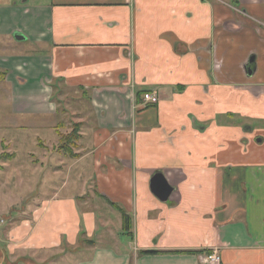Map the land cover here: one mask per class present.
<instances>
[{
	"label": "crops",
	"instance_id": "crops-1",
	"mask_svg": "<svg viewBox=\"0 0 264 264\" xmlns=\"http://www.w3.org/2000/svg\"><path fill=\"white\" fill-rule=\"evenodd\" d=\"M0 72L39 179L66 107L79 126L0 236L15 264H264V0H0Z\"/></svg>",
	"mask_w": 264,
	"mask_h": 264
},
{
	"label": "rangeland",
	"instance_id": "rangeland-1",
	"mask_svg": "<svg viewBox=\"0 0 264 264\" xmlns=\"http://www.w3.org/2000/svg\"><path fill=\"white\" fill-rule=\"evenodd\" d=\"M63 106L66 107L64 104ZM5 104L0 97V236L6 231L20 223L22 220L31 219L32 212L37 210V200L46 198L47 191L55 188L60 184V180L55 178L50 180L49 176L53 172L56 173V167L66 160H59L58 156H61L60 147L64 143V139L60 141L59 146L53 143L51 148L47 146V155L40 158L41 162H44V168L42 169V179L40 173L37 175V166L39 159H37V132L32 131H15L12 132L7 129L8 122L3 123V117H5ZM65 110L64 107H61ZM68 113L64 117L63 128L67 131L72 130L76 125V119H73L72 111L76 110V107H66ZM70 109V110H69ZM65 114V113H64ZM46 135L51 136L50 131L46 130ZM69 133H65V137ZM88 133H86V136ZM64 137V138H65ZM85 141L87 138L85 137ZM77 143V141H76ZM75 143V144H76ZM74 144V145H75ZM73 146V148H75ZM56 151L60 152L57 153ZM72 151V150H71ZM47 158V160H46ZM43 182L42 187L38 184ZM49 183L50 186L47 185ZM76 248L70 249L68 253L74 251ZM67 250V249H66ZM78 256H81L80 250L74 251ZM55 258L59 257L60 251L55 250L53 252ZM16 252L8 251L4 247V244L0 241V264H15L18 258ZM31 264H37L42 261L37 259V254L33 253ZM54 258V259H55ZM62 261L58 262L61 263ZM49 264V263H48Z\"/></svg>",
	"mask_w": 264,
	"mask_h": 264
},
{
	"label": "trees",
	"instance_id": "trees-1",
	"mask_svg": "<svg viewBox=\"0 0 264 264\" xmlns=\"http://www.w3.org/2000/svg\"><path fill=\"white\" fill-rule=\"evenodd\" d=\"M5 77V73L0 72V81H2ZM78 131H79V126L78 125H74L73 129L71 130V133L68 134L65 138H63L64 143L62 144V146L60 147V152H62L63 155L65 156H70V157H75L76 155H74L72 153V148L73 146H75L74 144L76 143V141L78 140L79 136H78ZM129 224H128V220H126L125 218V228H128Z\"/></svg>",
	"mask_w": 264,
	"mask_h": 264
},
{
	"label": "water",
	"instance_id": "water-1",
	"mask_svg": "<svg viewBox=\"0 0 264 264\" xmlns=\"http://www.w3.org/2000/svg\"><path fill=\"white\" fill-rule=\"evenodd\" d=\"M15 40L21 41L23 37L15 36ZM152 190L162 201H166L169 195L172 193V188L169 187L161 175H156L153 178Z\"/></svg>",
	"mask_w": 264,
	"mask_h": 264
},
{
	"label": "built area",
	"instance_id": "built-area-1",
	"mask_svg": "<svg viewBox=\"0 0 264 264\" xmlns=\"http://www.w3.org/2000/svg\"><path fill=\"white\" fill-rule=\"evenodd\" d=\"M143 101L145 103H149V104H157L158 103V98L153 96V95H149V94H144L143 95ZM206 261L209 264H218L220 262V257L217 253H212L210 255H207L206 257Z\"/></svg>",
	"mask_w": 264,
	"mask_h": 264
}]
</instances>
